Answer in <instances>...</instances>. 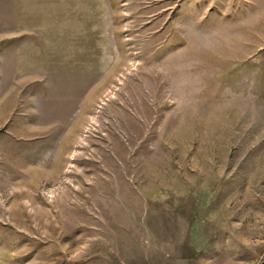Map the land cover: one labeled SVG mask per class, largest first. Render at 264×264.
I'll list each match as a JSON object with an SVG mask.
<instances>
[{"label":"rangeland","instance_id":"374dc122","mask_svg":"<svg viewBox=\"0 0 264 264\" xmlns=\"http://www.w3.org/2000/svg\"><path fill=\"white\" fill-rule=\"evenodd\" d=\"M264 259V0H0V264Z\"/></svg>","mask_w":264,"mask_h":264},{"label":"water","instance_id":"95a60500","mask_svg":"<svg viewBox=\"0 0 264 264\" xmlns=\"http://www.w3.org/2000/svg\"><path fill=\"white\" fill-rule=\"evenodd\" d=\"M258 264H264V259H262Z\"/></svg>","mask_w":264,"mask_h":264}]
</instances>
